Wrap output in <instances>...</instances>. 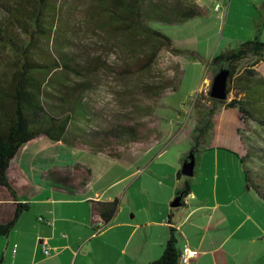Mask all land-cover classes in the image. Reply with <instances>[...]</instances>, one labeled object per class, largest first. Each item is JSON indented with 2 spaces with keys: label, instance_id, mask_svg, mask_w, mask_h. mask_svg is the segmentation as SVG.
Masks as SVG:
<instances>
[{
  "label": "trees",
  "instance_id": "1",
  "mask_svg": "<svg viewBox=\"0 0 264 264\" xmlns=\"http://www.w3.org/2000/svg\"><path fill=\"white\" fill-rule=\"evenodd\" d=\"M74 2L83 10L79 18ZM205 12L195 0H0V236H6L29 209L7 175L12 160L28 142L44 136L68 148H86L92 154L119 159L129 145L148 142L153 132L155 139L159 136V128L153 131L146 118L156 115L160 99L177 90L182 70L171 61L170 75L151 83L146 81L147 73L162 53L203 59L196 52L176 48L151 25H182ZM112 55L116 60L110 62ZM250 57L251 63L237 74L238 64ZM262 61L264 42L257 37L214 55L209 61L212 78L221 69H229L227 96L236 84L242 85L247 99L235 95L229 101L213 100L209 90L206 99L211 105L238 108L245 119L261 114V109L252 108L257 98L250 96L264 88V78L255 71ZM109 79L137 81L134 96H124L125 91L120 96L109 89L118 104L130 111H111L100 100L98 93L102 86L108 89ZM197 111L202 114L195 126L200 137L211 125L215 110L202 105ZM262 120L257 122L264 125ZM260 171L258 179L264 182V167ZM248 174L245 168L247 186L264 199V192ZM189 192L186 183L183 192H176V202ZM118 205L116 200L92 202L91 222L98 216L101 226H107ZM179 254L171 231L162 256L150 264H178Z\"/></svg>",
  "mask_w": 264,
  "mask_h": 264
},
{
  "label": "crops",
  "instance_id": "2",
  "mask_svg": "<svg viewBox=\"0 0 264 264\" xmlns=\"http://www.w3.org/2000/svg\"><path fill=\"white\" fill-rule=\"evenodd\" d=\"M206 2L208 0H196L198 6L212 14L179 25L181 29L176 30L182 34H172L176 35L172 41L177 47L193 49L201 59L209 62L214 56L216 42L215 38H208L206 29L216 22L213 14H220L221 7L215 12L218 4L206 6ZM232 2L229 0L228 13ZM242 41L247 42L245 38L239 39L237 47L244 43ZM224 49L221 53L233 50L231 42ZM176 61L183 72L181 86L186 79V69L191 68L196 76L189 97L197 95L199 105L211 106L210 103H201L204 102L201 97L206 95L213 79L212 75H204L207 66L201 64L203 61L191 62L186 57H177ZM263 63L258 64L255 71L264 78V73L259 70ZM172 94L164 96L166 104L162 107L182 110V100L170 99ZM161 109L160 114L168 111L162 112ZM221 109L225 110V107ZM158 110L157 117L163 121L165 118L158 114ZM183 110L182 115L186 113ZM159 130L155 140L125 148L119 159L103 153L93 154L108 158L111 167L105 171L100 169L98 161L86 160V148H68L44 136L25 144L12 160L7 175L29 209L19 216L6 236H0V264H150L162 256L171 231L178 241L179 250L187 246L198 252L194 264H264L263 260L259 261V258L264 259V226L254 222L255 218L256 221L264 220V215L255 217L256 213L237 210L240 198L229 187L232 175L228 174L227 166L221 169L223 175L220 176L216 165L214 170L217 171L210 179V195L202 192L201 187L199 194L194 192L191 184L184 180L182 184L185 187L188 183L190 192L182 198V208L171 211L170 205L179 189L170 181L174 182L176 178L175 182H180L181 149L169 155L162 164L156 163L166 156L164 147L177 133L176 127L166 122H159ZM133 146L139 147L141 152L131 153ZM157 147L160 148L155 150ZM149 152L153 154L146 162ZM73 156H78L80 161L73 162ZM154 164L159 169L169 168L165 175L155 176L157 185L165 187L157 204L137 209L131 219H125L117 209L103 229L98 227V216L95 222H91L92 202L123 200L132 179L138 177L142 169L148 170ZM159 169L153 170L152 174ZM142 175L144 173L135 182ZM220 180L222 194H218ZM20 186L27 188L31 195L26 197L22 194ZM252 229L253 235L250 233ZM260 243L261 256H258L255 244ZM43 248L49 251V255L43 253Z\"/></svg>",
  "mask_w": 264,
  "mask_h": 264
},
{
  "label": "rangeland",
  "instance_id": "3",
  "mask_svg": "<svg viewBox=\"0 0 264 264\" xmlns=\"http://www.w3.org/2000/svg\"><path fill=\"white\" fill-rule=\"evenodd\" d=\"M258 3H263V0H233L230 11L228 13L227 7L229 6V0H208V2H206V6L218 4L221 7L220 14H213L216 22L206 29L208 30V38H215L216 45L213 55L221 54V51L225 50L224 48L228 46L230 42L232 49H237L239 46L237 47L236 44H238L239 39L241 40L242 38H245V41H251L255 37H257L259 41L264 42V7L262 6V4L260 6L256 5ZM75 4H77V2H74V5ZM79 6L80 5L77 4L76 9H74L78 14L77 18H79L83 12V10L79 8ZM81 7L83 9L82 4ZM208 14L212 13L210 11H206L204 16H207ZM75 17L76 15L73 17L74 21H76ZM151 26L152 28L161 31L171 40H174V37L176 36L172 34H176L178 32V30L176 29H181L178 28L179 25L170 26L159 23L152 24ZM244 29L245 34L243 35ZM178 34V36H180L182 33L178 32ZM174 42L172 41L173 44ZM174 46L179 49H184L177 47V45L175 44ZM184 50L195 52L193 49ZM187 59L191 62L197 61L201 63L199 59ZM250 59L242 61L238 64L237 74H240L243 71V68H247V66L251 63ZM109 60L110 62H113L114 60H116V56H110ZM171 61H176V58L171 57L168 53H162L156 65L147 73L148 77L146 81L151 83L158 81V78H161L162 75L165 77L167 75H170L169 67L171 65ZM202 61L203 62L201 64L207 66L204 75H211L212 69L209 68V62L206 60ZM259 70L261 73H264V63ZM182 76L180 78V83L177 90L175 92H171L173 94L170 99L180 98L182 100L181 102L183 103L182 108L185 109L182 110L186 113L182 115L181 109L180 111L174 110L173 108L169 107H162L163 104H166L165 97H163L157 103L155 116L157 117V110L159 108H163L161 109L162 112H164V110H168L169 112L167 111L160 114L159 109L158 114L162 116L163 119H165L162 121L159 117L155 118V116L150 119L146 118V124H148L153 131H156L159 128V122H162V124L164 122L170 123L172 126H175L177 130V133L173 137H171L169 141H167L164 147V150L167 151L166 156L159 158L156 163H159V165L162 164L164 161H167L169 159V155H174V153L178 149H181V161L179 168L180 172L182 171V166L193 159V174L191 176H184L183 174H180V182H175V178L174 182L170 181V184L174 183L175 187H177L179 189L178 191L181 193L184 190V185L182 183L184 182V180H186L191 184L192 190L194 192L197 191V193L199 194V187H201V191L206 193V195L211 194L210 179L213 172L217 171L214 170L216 168V165L218 167L220 176L223 175L221 169L227 166L228 174L230 173L232 175V177L230 178L231 183H229V187L230 189H232V193L236 194L240 198H238L239 202L236 204V206L238 207L237 210L239 211L245 209L246 213H250L253 215L254 213H256L254 215L255 217L258 216V214L264 215V199L252 188H249L247 186L245 179L246 168L247 171H249L248 176L250 177L252 184L260 187L261 191L264 192V182H261V179H258V172L263 173L262 171H260V169L264 167V125H260L257 122V119H264V88H258V93L256 95L250 96V98H257L258 100V103L255 104V106L252 105L254 111L257 112L259 109L262 110L260 111L261 114L257 113L253 117H247L246 119L243 118L238 108H225V110H222L221 108L224 107L222 104H212L211 106L208 105V108L210 110H215V114L211 116V125L208 128L204 129V132H202L201 136L198 137V134H200V132L199 130L198 132L196 131L195 126L197 125V121H199L202 116L201 112L197 113V108L201 105H199L198 100H196L197 95H192L191 97H189L188 95L191 86L194 84L193 81H195L196 76L193 74L191 68L186 69L184 73L186 79L185 81H183L184 84H182L181 86ZM135 82H137L135 81V79H130L129 81L109 79L108 89L106 88L107 86H102L100 93H98V95H100V100L102 99L107 105V108L111 109V111H130L129 107L122 108V105L118 104L115 98H113V94L109 89H115V91L118 92L117 95L120 96L122 95L120 91H125L123 92L124 96L125 94H127V96H134L132 87L135 85ZM232 88V92L227 96L226 101L231 100L235 95H237L238 98H245L246 95L244 96V93L241 89L242 85H238L237 87V85L235 84ZM130 90H132V92H130ZM207 93L206 95L202 94L203 96L201 97V100L204 99V102L201 103H210L206 99ZM245 99H247V97ZM245 108L247 107L245 106ZM220 109L221 112L218 113L217 110ZM202 110L203 107H201V111ZM247 110L250 111V109L248 108ZM177 117L179 119H176ZM197 127H199V125ZM155 135L156 132H153V135L149 139V141L155 140ZM195 136L197 138H195ZM129 146L127 148H129ZM159 148L160 147H157L155 148V150ZM84 152L86 153L85 156L88 162L96 160L98 161L97 163H100L99 167L101 170L104 169L105 171L111 167L107 162L108 158L106 156H94L93 154L89 153L87 149L84 150ZM132 152L139 153L141 152V150H139V147L133 146L131 153ZM153 152H149L150 154L146 155V162L150 160L149 157L153 154ZM79 161L80 160H78V156H73V162ZM91 164L90 166H92ZM155 169H159V167L155 164L148 170L142 169L140 171V175L143 173L144 175H142L140 180H138L137 182L135 181L140 177V175L136 178H133L132 181L128 184V189L130 190H126V198H124L123 200H118V210L120 211V215L126 217L125 219H131V216L135 215L137 209H146L147 207H149L148 205L157 204L162 197V191L165 190V187H159L157 185L155 176L162 173L163 175H165L168 172L169 168L165 167L163 169H159L160 171H155V173L152 174V171ZM11 171L13 173L14 166L11 167ZM146 180L147 183L144 182ZM220 186L221 180L219 181L218 194L223 193ZM20 191L26 197H29L31 195L27 188L24 189L20 186ZM177 198H179V196L175 195V199L170 205V209L173 212H175L178 208L181 209L183 206L182 200L178 202L179 206H172L176 202ZM111 222H113V220ZM254 222L259 224V226L261 227L264 226V220L262 219H260L259 221L257 219L256 221L255 218ZM98 227H101V229H103L106 226H101V224H99ZM242 231L240 233H242ZM250 233L252 235L254 234L253 229L250 231ZM94 241L100 242L97 239H94ZM97 242H95V244ZM257 243H259V241H257ZM255 246L256 253L258 254V256H261V243L255 244ZM262 260L264 261V259L259 258V261ZM257 264L261 263L258 262Z\"/></svg>",
  "mask_w": 264,
  "mask_h": 264
},
{
  "label": "water",
  "instance_id": "4",
  "mask_svg": "<svg viewBox=\"0 0 264 264\" xmlns=\"http://www.w3.org/2000/svg\"><path fill=\"white\" fill-rule=\"evenodd\" d=\"M229 69H221L212 79L209 89V97L213 100L226 101L227 100V82L229 78ZM194 160H190L182 166L181 173L184 176H191L193 174ZM178 202L172 206L175 207Z\"/></svg>",
  "mask_w": 264,
  "mask_h": 264
},
{
  "label": "built area",
  "instance_id": "5",
  "mask_svg": "<svg viewBox=\"0 0 264 264\" xmlns=\"http://www.w3.org/2000/svg\"><path fill=\"white\" fill-rule=\"evenodd\" d=\"M219 5H216L214 11L216 12L219 9ZM43 253L47 256L49 255V251L46 248H43ZM198 256V252L193 250L187 246H184L182 250H180L178 264H194Z\"/></svg>",
  "mask_w": 264,
  "mask_h": 264
}]
</instances>
